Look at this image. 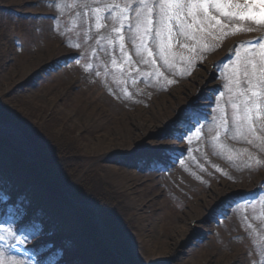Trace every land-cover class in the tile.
<instances>
[{"label":"rangeland","instance_id":"374dc122","mask_svg":"<svg viewBox=\"0 0 264 264\" xmlns=\"http://www.w3.org/2000/svg\"><path fill=\"white\" fill-rule=\"evenodd\" d=\"M246 1L264 4V0H242ZM131 2L136 0H0V8L12 15L4 29L0 26V104L9 108L11 118L28 120L48 134L56 141L55 147L59 144L58 149L64 141V147L79 155L68 157L71 169L77 167L74 173L62 169L71 181L82 176L65 195L70 199L78 187L104 207L100 214L103 233L97 235L115 253L113 261L264 264V195L241 203L243 196L264 184V130L254 136L237 108L230 112L236 120L235 131L229 134L231 142L216 133L225 116L221 102L231 104L238 95L235 90L229 94L236 68L261 59L260 54L253 55L250 44L254 34L264 33V27L246 22L226 24L223 17V29L180 36L179 45L190 36L189 44L174 53L185 49V61L165 65L159 56L165 72L155 70L154 80L147 82L145 74L154 68L140 47V35L135 29L132 33L121 29L122 24L135 23L132 16L128 20L123 16ZM250 11L262 10L253 6ZM126 33L130 36L124 42L121 36ZM235 44L237 61L227 67L224 77L217 76V64ZM130 45L135 48L134 58L127 54ZM195 99L200 114L215 118L208 127V155L201 151L198 126L189 116ZM183 121L195 129L190 132ZM11 124L1 129L6 138L0 134L5 140L0 143V182L5 185L0 197L6 191L14 199L27 190L33 212L39 196L46 193L40 186L28 184L21 171L14 172L10 157L32 162L28 147L13 134ZM164 131L166 138L158 136ZM97 145L102 148L97 150ZM183 145L186 148L180 152ZM160 164H169V171ZM90 184L98 195L89 189ZM108 194L119 207L107 202ZM46 201L39 214L44 219L53 216ZM230 205L234 207L226 214ZM56 209L61 211L53 229H45L43 224L21 231L28 235L29 243H16L14 251L8 252L21 264H38V259L30 260L26 253L44 245L49 234L72 231L63 247L53 253L56 248L52 246L44 253H53L45 264H101V248L92 250L89 227L80 219L86 216L95 221V216L69 207L65 198ZM112 209L123 214L122 223H117ZM65 216L72 218L71 226L63 222ZM2 219L0 227L13 222V217ZM84 225L87 238L80 235ZM139 233L155 247L156 256L139 240ZM7 240L14 243L10 237Z\"/></svg>","mask_w":264,"mask_h":264},{"label":"snow or ice","instance_id":"6c2138e0","mask_svg":"<svg viewBox=\"0 0 264 264\" xmlns=\"http://www.w3.org/2000/svg\"><path fill=\"white\" fill-rule=\"evenodd\" d=\"M252 7V4L242 0H136L135 6L126 5L123 10L124 19L128 20L129 16H132L135 23L122 24L121 29L129 33L135 29V33L140 35V47L147 56L152 57V48L156 47L159 49L160 58L164 60L165 65H168L166 53L171 54V44L180 43L179 37L187 36L190 32L194 34L196 31L217 27L223 29L226 24L232 22H246L264 27V11L252 12L250 11ZM220 16L226 18L225 25L221 24L218 18ZM130 38L134 39L135 36ZM260 39L264 41V37ZM259 47L261 59L255 62L249 60L236 68L229 85L230 95L234 90L238 92L236 98L231 101V106L234 111L240 109L243 119L248 121L249 131L253 130L254 117L259 118L264 113V44ZM0 200H3L0 204V208L3 209L0 217L6 218L9 212L13 215L12 223L0 227V233L7 234V236L0 235V242H6L10 237L14 242L10 245L11 248H15L16 243L27 245L29 237L27 234H22L21 230L31 222V207L23 202L17 204L7 192L0 197ZM9 204L12 205L11 209ZM33 239L36 237L34 236ZM0 264H21V262L3 248L0 250Z\"/></svg>","mask_w":264,"mask_h":264},{"label":"trees","instance_id":"16d2710c","mask_svg":"<svg viewBox=\"0 0 264 264\" xmlns=\"http://www.w3.org/2000/svg\"><path fill=\"white\" fill-rule=\"evenodd\" d=\"M1 26V28L2 29H4V23H3V25L1 24L0 25ZM5 39V38H4ZM1 57L2 56H0V64H1ZM1 66V65H0ZM1 106H0V119H3V120H7V119H9V117L11 116V112L9 111V108L7 107V106H4V105H2V104H0ZM31 123V122H30ZM29 123V121L27 120V122H23V123H20L21 124V126L23 127V128H26V129H28L29 130V132L32 134V136H34L35 138L36 137H41V136H43L44 138H47V139H49V140H51V138L48 136V134H46V133H41L40 132V130L38 129V128H36L35 126H33V125H31ZM47 136V137H46ZM49 142H51V141H49ZM56 141H54V143H55ZM52 143V142H51ZM54 143H52V147L56 150V154H55V157H56V159L58 160V162L64 167V168H70V164H69V160H67L68 159V157L70 156V155H74L75 156V154L74 153H72L71 151H73L72 149H69V147H64V145H63V143L66 145L67 143H65L64 141H62V143H61V148L60 149H58V145L59 144H57V146L55 147V144ZM70 151V152H69ZM61 154V156H60V154ZM91 185V184H90ZM93 186V185H92ZM95 188L96 187H94L93 189H90L93 193H95V194H97L98 195V193H96L95 192ZM100 194V193H99ZM85 196L87 197V198H89V199H92V197H90L89 195H87V194H85Z\"/></svg>","mask_w":264,"mask_h":264},{"label":"bare ground","instance_id":"6f19581e","mask_svg":"<svg viewBox=\"0 0 264 264\" xmlns=\"http://www.w3.org/2000/svg\"><path fill=\"white\" fill-rule=\"evenodd\" d=\"M205 87H207V86H204V87L202 86V88H205ZM192 105H196V104H192ZM192 105H190V107ZM48 141H53V140H49L48 139ZM99 148L101 149L102 148V145L101 146L100 145H97L96 146V149L97 150ZM72 170L75 172L77 170V168L76 167L75 168H72ZM116 171H117L116 169H113L112 172L116 173ZM117 176H118V179H119L120 183H122L121 180H120V176L118 174H117ZM93 188H94V186L90 185V189H93ZM107 202L110 203L111 205H113V198H112L111 195H108ZM58 215L59 214L57 212H55V211L53 212V216L50 218L51 223L55 222V220L57 219ZM63 222H67L68 226H71L72 225V218H70V216L69 217L68 216H65V219H63ZM139 235H140V237H139L140 239L139 240L142 241L146 245L147 249L149 250V252H151V254L153 255V257L156 256L157 255V251H156L155 247L152 248L153 246L150 245V242L146 239V236L143 233L142 234L139 233Z\"/></svg>","mask_w":264,"mask_h":264},{"label":"water","instance_id":"95a60500","mask_svg":"<svg viewBox=\"0 0 264 264\" xmlns=\"http://www.w3.org/2000/svg\"><path fill=\"white\" fill-rule=\"evenodd\" d=\"M13 129H14V128H13ZM14 133L17 134V135H20L24 140H26L25 137L22 135V133H21L20 130L14 129ZM158 136H161V134H159ZM162 136H163V135H162ZM154 138H159V137L155 136ZM26 142L28 143V146H29L30 143H29L27 140H26ZM29 147L31 148V146H29Z\"/></svg>","mask_w":264,"mask_h":264}]
</instances>
